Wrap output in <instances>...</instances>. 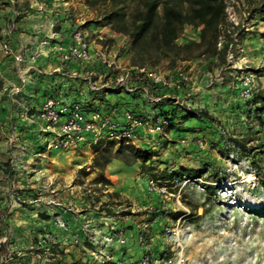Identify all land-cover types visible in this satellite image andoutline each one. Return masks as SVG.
<instances>
[{
    "label": "rangeland",
    "instance_id": "374dc122",
    "mask_svg": "<svg viewBox=\"0 0 264 264\" xmlns=\"http://www.w3.org/2000/svg\"><path fill=\"white\" fill-rule=\"evenodd\" d=\"M62 1L66 3L67 20L71 24L69 39L71 31L79 29L91 49H101L117 61L121 57L118 63L123 70L132 66L128 36L115 33L100 22L97 13L83 0ZM224 2L225 9L230 8L234 13L237 24L230 23L225 13L226 23L218 39L221 45L217 47L237 39L245 48L243 56L257 87L253 94L255 97L257 92H264V22L259 11L250 12L255 2ZM200 28L185 25L175 42H199ZM249 37L260 39L258 43L261 47L257 49L255 44L249 45ZM199 51H194L186 60L177 61L171 69L167 68L166 62L152 69L166 75L171 83L176 80L178 71L188 74L189 81L179 88L186 91L185 97L178 99L184 100L189 107L193 104L189 99L198 97L205 88L204 85L200 88L191 85L193 75L203 71L208 88L219 83L232 89L237 81L226 56L223 65H215L216 60L200 55ZM97 84L103 82L97 81ZM171 87H174L173 84ZM235 90L237 95L238 90ZM220 94L218 90L213 91L212 99L226 104L227 98H222ZM227 108L215 113L212 111L215 121L210 126L194 123L188 128L187 124L177 126L179 124L174 123L172 130L174 133L181 132V135L170 136L165 125L160 133H156L157 137L151 139L137 137L128 144L105 140L113 141V144L103 145L102 149L106 151L95 153L90 146L88 151L79 154L65 153L48 166L53 175L51 183L57 188L56 193L71 189L88 203V209L96 215H108V219L116 221L108 223L105 231L110 225L124 230L133 226L137 229V241L143 252L131 264L140 259H144L145 264H264V186L254 174L248 156L237 154L238 149L232 144L229 148L222 147L219 141L240 137L246 131L244 125L252 127L255 121L246 117L245 109L237 113ZM200 141L203 147L198 146ZM249 145H257V140ZM142 156L146 157L145 161H142ZM105 157H109L110 161L101 175L94 167L95 160L104 163ZM0 165L7 167L9 162L0 160ZM261 167H264V156ZM198 170L201 171L199 177L188 174ZM112 185L118 186L117 192L110 190ZM23 192L18 188L11 189L5 191V196L17 199L22 197ZM37 193L38 190L31 195L37 197ZM23 199L26 201V198ZM11 208L10 204L2 207L1 215H11ZM135 216L138 218H133ZM62 222L67 226L63 215L57 212L52 215L51 224H35L32 237L22 249L14 255L6 249L0 252V264L65 263L61 248L64 249L66 241L59 240L60 235H56L62 234L59 232L63 229ZM14 227L11 220L0 221V231L8 232ZM1 244L7 245L6 240ZM81 244L90 243L83 241ZM97 246L90 244V261L85 263L99 264L91 255V252L98 255ZM105 251L112 256L110 248Z\"/></svg>",
    "mask_w": 264,
    "mask_h": 264
},
{
    "label": "crops",
    "instance_id": "0c3cea01",
    "mask_svg": "<svg viewBox=\"0 0 264 264\" xmlns=\"http://www.w3.org/2000/svg\"><path fill=\"white\" fill-rule=\"evenodd\" d=\"M1 1L5 5L0 10V40L7 41L9 50L5 52L0 47V160L9 162V165L7 167L0 165V210L10 204L13 213L3 216L0 212V221L11 220L15 229L8 232L0 231V242L6 240L7 244L0 245V252L3 253V249H6L14 255L23 248V244L29 242L28 238L32 237L35 224L41 222L51 224L52 215L58 212L63 215L68 226L67 230L59 229L62 234L56 233L57 236L60 235L59 240L66 241L63 245L64 249L61 248L65 261L63 264H87L85 262L90 261L88 259L90 244H81L83 241L75 244L73 237L76 235L82 237L80 228L84 223H88L90 230L99 237L105 232L108 223L116 221L108 219L110 217L108 215H96L88 209V203L86 204L71 189L56 193L57 188L51 183L53 175L48 171V166L65 153L79 154L88 151L90 146L78 145L76 149L67 151L45 150V141L52 136L39 134V123L35 121L34 115L50 97L60 101L68 97L71 101L80 100L89 105L93 103L111 117H116L118 111L127 109L144 117H152L156 108L145 101L139 89L130 93L122 90L118 93L104 91L102 85H107L112 78L104 73L103 67L96 61L82 64L65 57L70 43L68 33L71 29L70 21L67 20V7H64L65 2L62 0ZM51 21L55 22L53 28L49 26ZM6 30L10 32L5 38ZM53 33L55 37H52ZM249 38L247 40L249 45L255 44L257 49L261 47L258 43L260 39ZM18 54L23 57L20 63L14 60V56ZM132 68L133 66L128 67V69ZM88 79L97 85V89L89 88ZM141 79L131 78L130 84L140 85ZM96 80L102 81L103 84H97ZM206 82L207 78L203 71L193 75L191 85H197L198 88L204 85L205 88L200 91L198 97L189 99V102H193L192 108L207 110L211 114L212 111L215 113L228 107L227 110L231 108L232 112L238 113L239 110L235 109L234 105L238 101L242 102L243 99L236 95L237 91L234 87L230 89L228 85L215 83L216 87L208 88ZM15 87H20V91L13 93L12 88ZM176 89L167 86L152 89L151 92L161 96L162 100L166 97H185V90ZM215 90L221 93L222 98H227L226 104L212 99ZM98 98L101 100L99 101ZM173 134L177 136L182 133L177 131L174 133L170 128L169 135L173 137ZM156 135L158 134H148L144 128L138 132V137L144 139L146 137L151 139ZM117 187L112 185L110 190L117 192ZM17 188L25 191L22 197L17 195L16 199L5 196V191ZM36 190L39 191L37 197L31 195L33 192L36 193ZM23 198H26V201H23ZM51 199L59 201L61 207L48 204ZM121 231L125 242L121 245L116 241L109 247L111 259L117 264H131L132 260L141 256L143 247L138 244V231L134 226L126 230L122 228Z\"/></svg>",
    "mask_w": 264,
    "mask_h": 264
},
{
    "label": "trees",
    "instance_id": "16d2710c",
    "mask_svg": "<svg viewBox=\"0 0 264 264\" xmlns=\"http://www.w3.org/2000/svg\"><path fill=\"white\" fill-rule=\"evenodd\" d=\"M251 1L255 4L250 12L259 11L261 21L264 22V0ZM83 2L95 11L100 22L109 26L113 32L130 38V64L134 67L152 70L160 63L166 62L167 68L171 69L177 61L186 60L196 50H200V55H207L208 58L216 60L215 65L225 63L228 43H224L221 48L217 47L221 28L226 23L224 0H83ZM3 4L4 2L0 0V10ZM185 25L201 27L199 42L184 44L175 42V38ZM156 88L161 87L153 89ZM104 91L120 92L118 89ZM82 105L86 110H100L93 103L89 105L83 101ZM154 107L156 112L151 120L158 122L164 119L168 129L174 126V123L179 124L177 126L187 124L188 128H191L194 123L210 126L215 121V117L207 110L180 107L171 98L163 99ZM234 108L242 112L245 109L246 117L255 121L253 124L255 126L244 125L246 131L240 137L234 136L219 141L222 147L229 148L232 144L238 149L237 154L248 156L254 174L261 179L264 186V167H261L264 156V92H257L255 97L252 95L244 102H236ZM254 140H257V145H249ZM110 144H113V141L98 140L91 145V149L95 153L106 151L102 149L103 145ZM145 158L142 156V161H145ZM109 161V157H105L104 163H99L97 159L94 167H97L102 175L101 171ZM188 174L199 177L201 171H189Z\"/></svg>",
    "mask_w": 264,
    "mask_h": 264
},
{
    "label": "built area",
    "instance_id": "2783aa9c",
    "mask_svg": "<svg viewBox=\"0 0 264 264\" xmlns=\"http://www.w3.org/2000/svg\"><path fill=\"white\" fill-rule=\"evenodd\" d=\"M225 13L230 23L236 25L237 20L231 9L226 8ZM54 24L55 22L51 21L49 23L50 28H53ZM9 32L6 30L5 37L9 36ZM52 37H55L54 33ZM217 45L220 46L221 42L219 41ZM0 47L5 52L9 50V45L4 39L0 40ZM244 49L239 41L234 39L233 42L228 44L226 60L233 73L237 75L235 88L238 90V96L242 99H249L257 87L246 65L247 61L243 56ZM65 57L72 58L82 64L96 61L103 67L104 73L112 78L111 84L102 85L101 88L109 91L118 89L128 93L139 89L145 101L150 105H156L162 100L161 96H156L151 92L154 87H167L173 84L175 88L179 89L181 85L189 81L188 74L182 70L177 72V78L173 83L169 81L166 75L158 71L137 67L123 70L118 61L111 57L110 54H106L98 48L91 49L79 29L71 31L70 44L67 46ZM14 60L20 63L23 61V57L18 54L14 56ZM132 71H135L134 74L136 76ZM135 77L137 79L142 78L140 85L133 86L130 84L131 78ZM88 80L89 88L92 90L97 89V85L90 79ZM19 91L20 87L12 88L13 93ZM166 98L173 99L174 103L180 107H189V105L178 98ZM82 102L80 100L71 101L68 97L64 98L63 101L50 97L36 111L34 119L39 123V134L52 136L46 139L44 145L45 150L67 151L76 149L78 145L84 144L91 146L98 140H116L128 144L138 137V132L141 128H144L148 134L160 133L166 125L164 119H160L158 122H152L151 117H144L128 109L118 111L116 117H111L109 114L100 110H86L83 108ZM198 146L203 147L204 145L200 141ZM48 204L57 208L61 207L60 202L55 199L49 200ZM60 225L63 229H68V226H65L64 222ZM80 231L82 237L79 235L74 236L73 242L79 243L80 241H86L93 246L98 244V255L95 252H91V255L99 264H106L111 260L109 252L105 251L106 248H109L116 241L119 243L125 242V237L121 229L116 225H110L99 237L90 230L88 223H84ZM110 263L117 264L112 261ZM133 264H145V260L140 259L133 262Z\"/></svg>",
    "mask_w": 264,
    "mask_h": 264
}]
</instances>
